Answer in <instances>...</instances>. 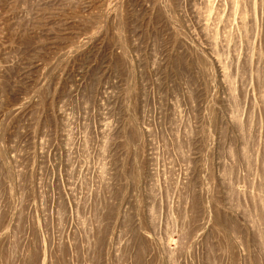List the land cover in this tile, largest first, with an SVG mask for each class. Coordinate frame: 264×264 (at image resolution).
Here are the masks:
<instances>
[{"label": "rangeland", "instance_id": "374dc122", "mask_svg": "<svg viewBox=\"0 0 264 264\" xmlns=\"http://www.w3.org/2000/svg\"><path fill=\"white\" fill-rule=\"evenodd\" d=\"M0 264H264V0H0Z\"/></svg>", "mask_w": 264, "mask_h": 264}]
</instances>
